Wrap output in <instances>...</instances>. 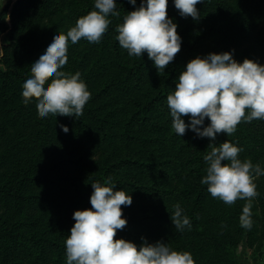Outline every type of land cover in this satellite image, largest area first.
Here are the masks:
<instances>
[{"label":"trees","instance_id":"16d2710c","mask_svg":"<svg viewBox=\"0 0 264 264\" xmlns=\"http://www.w3.org/2000/svg\"><path fill=\"white\" fill-rule=\"evenodd\" d=\"M140 3L116 0L120 16H109L100 43L69 42L63 70L79 71L91 93L79 118L40 116L35 96L24 102L22 83L54 32L66 33L94 10V0H15L0 12V264H66L73 212L90 209L91 183L109 178L114 190L132 198L130 206H121L127 222L114 240L138 248L167 243L190 252L194 264H243L232 248L244 236L251 243L264 238V176L255 180L259 195L251 230L239 223L245 200L229 206L200 183L209 143L232 142L243 149L241 160L264 167V120L241 122L232 136L219 133L215 141L191 130L180 137L167 105L179 73L196 56L230 51L237 62L264 64V0H202L198 20L181 17L168 0L167 16L182 43L164 71L147 53L128 56L115 39L116 26ZM176 203L191 230L180 232L172 224Z\"/></svg>","mask_w":264,"mask_h":264},{"label":"clouds","instance_id":"9594fccd","mask_svg":"<svg viewBox=\"0 0 264 264\" xmlns=\"http://www.w3.org/2000/svg\"><path fill=\"white\" fill-rule=\"evenodd\" d=\"M5 0H0V7ZM202 0H172L181 17L200 18L196 7ZM136 5V0H129ZM168 0H141L139 7L123 16L116 26L115 39L128 56L147 57L155 68L164 71L180 51L182 38L177 24L167 16ZM109 16L119 17L116 0H94V10L79 17L66 33L55 31L30 64L31 72L22 83L27 103L36 97L42 117L61 115L79 118L91 93L79 71H64L68 45L85 39L100 43L111 23ZM10 19V17H8ZM4 49L0 47V59ZM2 67V65H0ZM172 129L178 136L191 130L199 138L215 141L217 134L232 136L241 122L264 120V64L245 58L237 62L230 51L209 53L190 59L167 95ZM187 116L189 123L182 117ZM205 118L209 123L205 126ZM64 133L69 131L60 125ZM204 156L205 175L200 180L213 198L231 206L238 199L247 201L239 217L240 226H253V200L259 195L255 180L264 176V167L250 159L239 158L243 151L224 140L219 146L209 143ZM90 209L75 210L74 224L65 239L66 264H194L188 251L174 250L167 243H142L113 239L126 226L121 206H130L131 195L114 190L111 178L104 184L92 182ZM171 222L177 231L191 230L190 218L179 203L173 205Z\"/></svg>","mask_w":264,"mask_h":264},{"label":"rangeland","instance_id":"374dc122","mask_svg":"<svg viewBox=\"0 0 264 264\" xmlns=\"http://www.w3.org/2000/svg\"><path fill=\"white\" fill-rule=\"evenodd\" d=\"M14 1L15 0H5L3 6L0 7V12ZM7 37V35L3 36L2 41H5ZM252 208L255 210L254 200ZM232 251L235 259L243 264H264V238L260 235H258L253 243L248 242L246 236H244L241 242L232 248Z\"/></svg>","mask_w":264,"mask_h":264}]
</instances>
